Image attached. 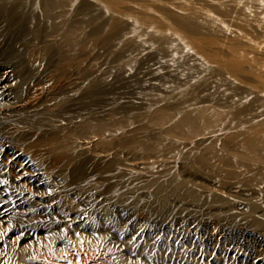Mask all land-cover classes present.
<instances>
[{
  "label": "rangeland",
  "instance_id": "1",
  "mask_svg": "<svg viewBox=\"0 0 264 264\" xmlns=\"http://www.w3.org/2000/svg\"><path fill=\"white\" fill-rule=\"evenodd\" d=\"M62 1L51 27L0 0V264H264L243 219L264 188L237 166L264 170V19L244 0Z\"/></svg>",
  "mask_w": 264,
  "mask_h": 264
},
{
  "label": "bare ground",
  "instance_id": "2",
  "mask_svg": "<svg viewBox=\"0 0 264 264\" xmlns=\"http://www.w3.org/2000/svg\"><path fill=\"white\" fill-rule=\"evenodd\" d=\"M33 7H39L40 12L42 16L45 18V21L47 24H50L51 27H53V23L55 20H57L61 15V6L63 5L62 0H33L32 3ZM50 11H54V14L50 15ZM235 13L240 14L241 16H250L252 18H262L264 19V0H244V4L241 5V7H238L235 11ZM261 19V20H262ZM264 24V23H263ZM181 25L184 29L188 30L189 32H203V31H209L210 29H216L211 23H203L198 24L195 19L185 18L181 20ZM0 32L3 31L2 28H0ZM217 30V29H216ZM238 46H235L237 48ZM233 69H238L237 66H234ZM5 79V78H4ZM3 85V84H2ZM1 87V86H0ZM182 123H185L187 127L192 126V121L188 118H184L181 120ZM201 145V143H196V146ZM257 147V145H256ZM252 151V150H251ZM216 153L211 154L212 158H216L214 162H217L219 160V156L215 155ZM243 155V154H241ZM205 155H198V157L195 158V160H201L204 158ZM237 166L240 168H245L243 177L245 178V182L250 183L253 186H259L264 188V170H258L253 169L251 164H244V163H237ZM235 172V171H234ZM235 178V176H234ZM174 179L167 181V182H156V195H158L157 202L154 204L155 206L166 205V197L169 193H171L172 189H176L178 186H182L183 184H173ZM177 185V187L175 186ZM181 188V187H178ZM177 191V189H176ZM262 191V190H261ZM264 193V190L262 191ZM262 193H256L255 197L261 196L264 198V194ZM189 198L194 201H198L200 204L205 203V198L199 193H197L196 189H191L187 193ZM212 201H218L220 203L224 202V200L221 198H214ZM260 207L259 204L251 203L248 206V212L244 216V221L248 223L249 225H254L258 227L262 232H264V217L263 218H256L254 213L255 210ZM236 215H234L235 217ZM264 216V215H263ZM139 254V253H138ZM144 254L140 252V257H143ZM107 260V259H106ZM145 260V259H144ZM102 261V260H101ZM148 262L154 261L153 259L146 260ZM109 262V260H108ZM162 264V263H158Z\"/></svg>",
  "mask_w": 264,
  "mask_h": 264
}]
</instances>
